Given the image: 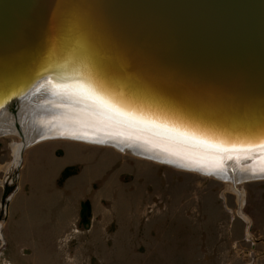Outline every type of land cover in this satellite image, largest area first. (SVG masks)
Here are the masks:
<instances>
[{"label":"water","instance_id":"obj_1","mask_svg":"<svg viewBox=\"0 0 264 264\" xmlns=\"http://www.w3.org/2000/svg\"><path fill=\"white\" fill-rule=\"evenodd\" d=\"M84 76L136 109L167 111L220 140L213 141L219 149L170 142L217 157L192 168L161 158L156 146L154 153L138 147L139 157L221 179L227 176L213 172L226 167L221 157H264L257 131L264 122V0H0V121L12 118L23 142L21 157L26 147L54 138L113 146L100 136L58 131L24 140L19 122L50 124L39 115H60L52 110L58 104L95 115L92 124L115 125L70 91ZM27 105L38 116L26 119ZM10 132L0 127V135ZM204 165L212 171L199 167Z\"/></svg>","mask_w":264,"mask_h":264},{"label":"rangeland","instance_id":"obj_2","mask_svg":"<svg viewBox=\"0 0 264 264\" xmlns=\"http://www.w3.org/2000/svg\"><path fill=\"white\" fill-rule=\"evenodd\" d=\"M20 141L0 135V264H264V178L233 187L59 138L26 147L20 167Z\"/></svg>","mask_w":264,"mask_h":264},{"label":"bare ground","instance_id":"obj_3","mask_svg":"<svg viewBox=\"0 0 264 264\" xmlns=\"http://www.w3.org/2000/svg\"><path fill=\"white\" fill-rule=\"evenodd\" d=\"M65 75H67V74H65ZM70 75L71 76H69V74H68L67 78H73V79L77 78L78 79L77 76H74L72 74H70ZM84 77H85L84 82L73 81V83H71L69 85L72 88V89L69 88L70 91L76 92V93L80 92V90H78L76 88V85L78 83L88 84L90 82V81H88L86 76H84ZM94 86L95 85H93V87ZM80 93L83 95L82 92H80ZM108 94H110L112 97H116V98L119 95V94H115L114 92H109ZM147 100H149V99L143 100V102L146 103ZM82 102L88 103V105L90 103L86 99H83ZM139 102H142V101L140 100ZM132 107L135 108V106H132ZM139 107L140 106H137V110L139 109ZM27 108H31V107L29 105H27ZM32 110L35 112L38 111L33 107V109L31 108V112L30 113L28 112L29 113L28 116L25 115L26 113H22V115L24 117L26 116L25 117L26 119H30L31 118L30 114L34 115V113H35V112L33 113ZM52 110H55L54 113L57 112V114H60V115L54 116L52 114V111L50 110L49 114H44V118L41 119L43 122L45 120L46 121L51 120L52 123H50V124L44 123L42 126H40V125L30 126L31 121H26V123H29L27 125L23 121L19 122L21 124V129L23 130V133H24V140L25 141H32V139H34L33 136H37L38 134H41V133H46V132L54 133V132L58 131L59 133L63 132L64 134H75L76 138H83L84 137L83 139H89L92 137V135L100 136L102 138V140H104L106 142L108 141L117 150L127 152V153H131L133 155L137 154V151H138L137 148L138 147L140 148V150H145L147 152L154 153L153 148H151V147L156 146L159 149H161L160 150L161 153H159V152L156 153V154L160 155L161 158L163 157V158L173 159L176 162H178L181 165L188 167V168H192L193 166L196 167V165H198V164L201 165L200 162L202 163L203 159H205V160L217 159V157L211 158V157L206 156L203 153H200V152H197L194 150L192 151V150L186 149L185 147L177 145V144H173L170 142H162L158 137L156 138V136L154 137V136L150 135V133L149 134L148 133H141V132L137 131L136 128H130L127 126L117 124L115 122H114L115 125L109 124V121H107V120L100 121L99 125L92 124V123H95L96 121H98V119L96 117H94L95 115H93L91 113H89V114L85 113V115H86V117H85V116H82V114L80 115L78 113V111H76L75 109H71V108H67V107L62 108L59 106V104H58V107L55 106ZM145 111L149 112V110H147V109H145ZM35 116H38V113H35ZM93 121H95V122H93ZM12 123H13L12 118L8 117V115H7L5 117H2V119L0 121V127L7 128V129H9V131H14ZM108 125H110V126H108ZM32 132H34V133H32ZM77 134H80L81 136H77ZM209 139H212L213 141H214V139L216 141H220L219 137H215L213 135H210ZM22 143L23 142L20 141L17 144V148L15 151V160L14 161H15L16 166L18 164L20 165V162H21L20 151H21ZM149 148H150V150H148ZM248 154L249 155L239 156V157H235V158H233V157L230 158V157H225V156L221 157L223 160L229 159L227 162H224L221 159L223 164L224 165L226 164L225 165L226 167L214 169L213 172L226 175L227 179H225V180L229 181L233 187L237 182H240V181H245V180H249V179L264 178V157H262L260 154H256V153H252V152L248 153ZM199 167L202 169H205V170H207V169L211 170L210 167H207L205 165L202 167L201 166H199Z\"/></svg>","mask_w":264,"mask_h":264},{"label":"snow or ice","instance_id":"obj_4","mask_svg":"<svg viewBox=\"0 0 264 264\" xmlns=\"http://www.w3.org/2000/svg\"><path fill=\"white\" fill-rule=\"evenodd\" d=\"M76 88L83 93V98L89 101V107L94 111L108 114L117 124L136 128L141 133H151L162 142H182L203 147L205 149H219L220 144L209 139L212 135L210 129L203 128L190 120L176 116L173 119L171 113L161 110L160 114L149 113L143 106L137 110L129 102L121 98L112 97L102 87H93L92 83H78ZM71 95V92H66ZM182 110L189 115L192 110L181 106ZM172 121L171 123L169 121ZM257 131L260 133L259 143L264 146V122ZM255 143V142H253ZM251 146V145H249Z\"/></svg>","mask_w":264,"mask_h":264},{"label":"trees","instance_id":"obj_5","mask_svg":"<svg viewBox=\"0 0 264 264\" xmlns=\"http://www.w3.org/2000/svg\"><path fill=\"white\" fill-rule=\"evenodd\" d=\"M89 208H88V204L86 203V202H83L82 204H81V211H80V219H81V221H83V222H87V219H88V216H87V210H88Z\"/></svg>","mask_w":264,"mask_h":264},{"label":"crops","instance_id":"obj_6","mask_svg":"<svg viewBox=\"0 0 264 264\" xmlns=\"http://www.w3.org/2000/svg\"><path fill=\"white\" fill-rule=\"evenodd\" d=\"M23 155V154H22ZM22 165V164H21ZM21 165H20V167H21ZM14 197V196H13ZM13 199V198H12ZM12 199H11V201H12ZM10 201V202H11ZM10 202H9V204H8V206H7V211H6V217H5V223H6V218H7V216H8V208H9V205H10Z\"/></svg>","mask_w":264,"mask_h":264}]
</instances>
